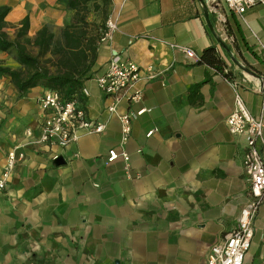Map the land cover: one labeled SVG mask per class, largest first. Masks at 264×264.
<instances>
[{
    "label": "crops",
    "instance_id": "crops-1",
    "mask_svg": "<svg viewBox=\"0 0 264 264\" xmlns=\"http://www.w3.org/2000/svg\"><path fill=\"white\" fill-rule=\"evenodd\" d=\"M202 1L88 0L79 21L67 0H0L10 39L25 17L30 40L46 24L55 38L66 26L83 32L70 49L82 51L75 66L70 54L48 51L40 61L49 74L82 75L75 99L104 124L64 148L44 144L39 99L50 87L20 93L0 76V174L8 152L22 153L0 191V264H207L210 247L232 230L248 198L245 137L231 134L225 120L235 92L264 119L257 78L264 74V7L239 15L220 0L219 22ZM108 19L118 30L102 41L98 30ZM134 35L148 37L129 43ZM154 38L189 47L198 58L214 48L220 65L185 59ZM114 53L152 64L159 75L139 81L140 97L110 113L97 78ZM0 63L21 68L13 50L0 51ZM126 112L134 117L122 144L118 114ZM111 148L128 153L127 167L121 158L106 162ZM243 264H264V202Z\"/></svg>",
    "mask_w": 264,
    "mask_h": 264
},
{
    "label": "built area",
    "instance_id": "built-area-1",
    "mask_svg": "<svg viewBox=\"0 0 264 264\" xmlns=\"http://www.w3.org/2000/svg\"><path fill=\"white\" fill-rule=\"evenodd\" d=\"M223 2L231 11L239 15H242L251 6L264 7V0H223ZM204 4L208 11L217 16L219 22H223L220 0H204ZM117 30V23L108 19L100 39L102 41L110 40ZM140 37L148 36L134 35L129 43ZM154 40L178 49L185 59L198 60V56L189 47L156 38ZM158 75L159 73L152 64L142 67L133 61L121 59L118 53L112 54L105 73L97 78L100 91L110 100L107 105L108 112L117 113L121 103L138 99L141 95V91L137 87L138 82L151 80ZM259 79L264 82V74L260 75ZM39 107L43 113L40 141L44 144L64 148L75 142L81 134L103 131V123L89 119L84 108L76 99L65 101L56 89L48 88L43 92L39 99ZM142 111L140 110L136 114ZM133 117L134 114L128 112L118 114L122 144L130 134ZM225 123L231 134H241L245 137L246 148L242 156V166L249 182V192L247 201L232 230L222 241L210 247L207 264H243L244 256L253 236V220L259 206L264 202V158L261 153V150L264 149V119L261 116L252 115L241 96L235 92L234 106ZM21 157L22 153L16 154L14 150L8 152L6 167L0 174V191L5 188L15 161ZM118 158H121L127 167L129 155L126 151L119 153L113 148L108 150L106 162H112Z\"/></svg>",
    "mask_w": 264,
    "mask_h": 264
},
{
    "label": "trees",
    "instance_id": "trees-1",
    "mask_svg": "<svg viewBox=\"0 0 264 264\" xmlns=\"http://www.w3.org/2000/svg\"><path fill=\"white\" fill-rule=\"evenodd\" d=\"M88 0H67V6L75 9L76 20L83 21ZM8 9L5 6H0V51H14V58L20 64L21 68L13 70L8 66L0 63V76H8L16 89L23 93L27 89L44 83L50 88L56 89L63 100L77 99L79 97V88L81 86L82 75L75 76L71 71L66 73L49 74L45 67V61H40L48 51L52 54L68 57L69 54L73 57V62L69 63V59L65 60L70 66H75L79 62V56H82V51L76 50L70 52V49H75L80 46V36L83 34L80 30L73 29L68 32L63 28L59 38H55L48 24L36 33L33 40L27 37L29 26L28 18L25 17L20 21V26L15 32L14 38L10 39L6 31L7 23L5 17ZM106 23V21H105ZM105 23L100 26L98 36L105 27ZM81 34V35H80ZM100 34V35H99ZM101 38V37H99ZM37 49L36 54L31 53L30 47ZM197 61L204 62L210 66L217 67L220 65V59L216 55L214 48L205 49ZM66 62L62 59L58 60L57 65L63 66Z\"/></svg>",
    "mask_w": 264,
    "mask_h": 264
},
{
    "label": "water",
    "instance_id": "water-1",
    "mask_svg": "<svg viewBox=\"0 0 264 264\" xmlns=\"http://www.w3.org/2000/svg\"><path fill=\"white\" fill-rule=\"evenodd\" d=\"M202 3H203V5H204V7L206 8V6H205V4H204V2L202 1ZM206 10H207V8H206ZM210 27H211V29H212V31L215 33V30L213 29V27L210 25ZM216 34V33H215ZM218 41H219V43L220 44H222L221 43V40H220V38L218 37ZM257 78H260V76H257Z\"/></svg>",
    "mask_w": 264,
    "mask_h": 264
},
{
    "label": "rangeland",
    "instance_id": "rangeland-1",
    "mask_svg": "<svg viewBox=\"0 0 264 264\" xmlns=\"http://www.w3.org/2000/svg\"><path fill=\"white\" fill-rule=\"evenodd\" d=\"M225 5H226V4H225ZM226 7H227V9H228L229 11H231L227 5H226Z\"/></svg>",
    "mask_w": 264,
    "mask_h": 264
}]
</instances>
